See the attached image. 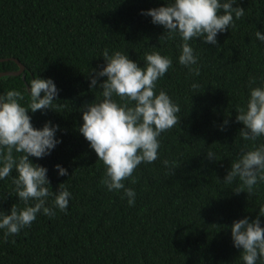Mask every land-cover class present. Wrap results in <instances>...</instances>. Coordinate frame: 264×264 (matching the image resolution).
Listing matches in <instances>:
<instances>
[{"label":"trees","instance_id":"trees-1","mask_svg":"<svg viewBox=\"0 0 264 264\" xmlns=\"http://www.w3.org/2000/svg\"><path fill=\"white\" fill-rule=\"evenodd\" d=\"M169 2L0 0V59L5 60L0 74L19 70L14 59L25 66L21 75L0 78V95L19 90L26 107L29 81H54L59 92L53 110L28 114L34 128L46 122L58 125L55 135L62 142L50 155L29 159L48 169L52 191L63 183L71 193L66 213L56 209L52 218L38 214L30 227L6 242L0 229V264H243L230 226L244 217L256 218L264 205V183L248 197L232 191L239 181L222 182L244 145L264 143V137L244 141L239 136L243 125L235 119L237 106H245L249 97L250 77L255 78L253 87L264 86V43L255 37L256 31L264 34V0H237L233 7L244 8L245 16L217 35L216 46L190 41L199 76L189 75L178 63L179 36L160 38L165 29L141 14ZM106 48L110 55L122 52L140 67L145 53L159 52L173 61L155 92L165 91L179 105L181 120L161 133L159 158L134 171L137 182L123 181L136 193L134 206L122 199L123 190L108 191L100 183L105 168L78 132L81 107L102 99L98 85L106 77L90 90L95 75L90 71L104 65ZM193 83L199 89L193 90ZM209 150L219 161L207 158ZM164 160L175 162L173 175ZM57 164L67 169V176L58 174ZM11 180H0V212L5 214L13 204L24 207ZM51 205L49 198L46 206Z\"/></svg>","mask_w":264,"mask_h":264},{"label":"clouds","instance_id":"clouds-1","mask_svg":"<svg viewBox=\"0 0 264 264\" xmlns=\"http://www.w3.org/2000/svg\"><path fill=\"white\" fill-rule=\"evenodd\" d=\"M237 0H170L164 6L141 12L150 16L154 25L165 29L160 38H180L178 63L187 68L189 75L199 76L198 57L190 41L200 40L203 44L217 45V35L235 27V21L245 16V9L233 7ZM255 37L264 43V34L256 31ZM104 65L90 79V90L97 87L100 77H106L98 88L102 99L81 107L83 124L78 132L83 135L97 155L105 173L100 183L108 191H121L128 198L129 206L135 204V191L125 187L123 181L137 179L134 171L141 163H153L158 157L159 137L180 123L178 104L163 90L156 94L157 81L164 77L173 61L159 52L144 54V64L136 62L120 51L106 48L102 52ZM255 78L250 77V94L245 106H237L236 121L243 127L239 136L244 141H257L264 137V86L253 87ZM30 85V89H29ZM200 85L193 83V90ZM30 96L27 106H22L24 94L19 90H9L0 95V180L12 176L13 191L24 207L12 205L9 213L0 212V229L4 231L5 242L9 236L19 235L21 229L30 227L38 214L50 218L56 209L67 212L71 193L64 184L52 191L47 176L48 169L34 164L29 157L42 159L62 141L56 138L58 125L46 122L40 129L34 128L29 112L53 110V102L58 101V92L52 79L33 78L25 87ZM43 93V95H42ZM224 121L221 131L228 124ZM14 153L20 155H14ZM209 160L219 161L216 153L209 150ZM163 165L173 175L175 162L164 160ZM60 176H67V169L55 165ZM15 171V175L13 174ZM219 182V178H217ZM239 194L246 192L248 197L255 195V188L264 183V143L251 148L244 145L239 157L232 161L230 171L223 184L232 185ZM49 198L52 205L48 204ZM34 202V203H31ZM255 219L248 217L233 221L230 226L233 246L240 250L243 264H264V205H260Z\"/></svg>","mask_w":264,"mask_h":264},{"label":"water","instance_id":"water-1","mask_svg":"<svg viewBox=\"0 0 264 264\" xmlns=\"http://www.w3.org/2000/svg\"><path fill=\"white\" fill-rule=\"evenodd\" d=\"M3 61H5V60H4V59H0V62H3ZM14 61L18 64V66H19V70L16 71V72H5V73H1V74H0V78H1L2 76L21 75V74L25 71V66H24L20 61H18V60H16V59H14Z\"/></svg>","mask_w":264,"mask_h":264}]
</instances>
